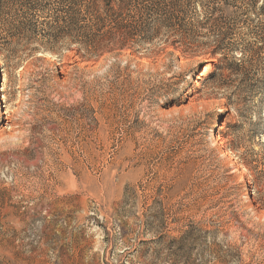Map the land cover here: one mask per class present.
Wrapping results in <instances>:
<instances>
[{"label":"rangeland","instance_id":"rangeland-1","mask_svg":"<svg viewBox=\"0 0 264 264\" xmlns=\"http://www.w3.org/2000/svg\"><path fill=\"white\" fill-rule=\"evenodd\" d=\"M180 1L198 47L0 54V264H264V0Z\"/></svg>","mask_w":264,"mask_h":264},{"label":"trees","instance_id":"trees-1","mask_svg":"<svg viewBox=\"0 0 264 264\" xmlns=\"http://www.w3.org/2000/svg\"><path fill=\"white\" fill-rule=\"evenodd\" d=\"M51 1L0 0V54L7 53V59L13 62L21 51L33 43L58 52L63 38L84 48L97 47L102 41L119 38V46L124 48L130 42L152 43L163 34H172L178 37L179 43L188 42V45L198 47L194 41L196 30L204 28L202 22L193 21L180 10L184 7L181 1L155 6L148 13L145 0H68L67 15L62 18L58 8H51ZM261 9L264 11V1L261 2ZM43 18H48L49 22L42 23L45 29L40 30L39 20ZM241 41H233L230 45L233 49L226 50L233 57L239 52L241 56L238 60L247 56L255 58L253 49L241 48ZM195 50L188 47L186 52H203ZM226 50L219 45L211 56L221 54L223 59H227ZM234 58L237 60L236 56ZM257 93L264 96V78L259 81Z\"/></svg>","mask_w":264,"mask_h":264}]
</instances>
